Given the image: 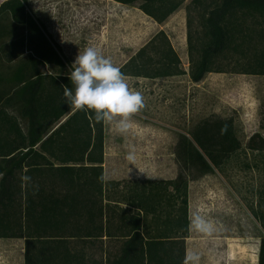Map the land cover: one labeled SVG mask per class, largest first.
I'll return each instance as SVG.
<instances>
[{
  "label": "trees",
  "instance_id": "obj_1",
  "mask_svg": "<svg viewBox=\"0 0 264 264\" xmlns=\"http://www.w3.org/2000/svg\"><path fill=\"white\" fill-rule=\"evenodd\" d=\"M115 1L161 24L186 0ZM186 12L193 82L211 72L264 75V0H191ZM67 63L28 0L0 4V238H25V264H183L189 184L232 164L252 174L251 209L264 228V122L244 143L234 117L212 114L179 134L176 177L101 180L105 123L65 103ZM120 70L152 79L186 74L164 29ZM105 235L122 239L120 247L97 246Z\"/></svg>",
  "mask_w": 264,
  "mask_h": 264
},
{
  "label": "rangeland",
  "instance_id": "obj_2",
  "mask_svg": "<svg viewBox=\"0 0 264 264\" xmlns=\"http://www.w3.org/2000/svg\"><path fill=\"white\" fill-rule=\"evenodd\" d=\"M190 1L160 24L137 6L115 0H28V9L45 24L68 58L70 72L75 57L88 46L96 47L120 68L161 29L181 57L186 74L156 79L125 76L129 88L142 93L145 107L131 116L132 127L126 132L116 131L114 123L104 124L105 178L177 175L179 134L212 114L234 117L244 143L253 130H261L264 75L211 72L200 82L190 79L186 12ZM194 20L197 27V13ZM246 116L253 126L247 127ZM130 150H134V161L127 159ZM256 187L252 174L235 164L225 174L216 171L190 182L189 219L199 214L216 228L209 235L190 227L186 248L199 254L198 264H258L264 228L251 209L257 204ZM13 242V250L19 253L20 245ZM2 243L0 264H21L18 254L7 256L10 248L3 250L7 245Z\"/></svg>",
  "mask_w": 264,
  "mask_h": 264
},
{
  "label": "clouds",
  "instance_id": "obj_3",
  "mask_svg": "<svg viewBox=\"0 0 264 264\" xmlns=\"http://www.w3.org/2000/svg\"><path fill=\"white\" fill-rule=\"evenodd\" d=\"M71 68L68 75L71 87H63L65 103L76 110L94 111L97 122L114 123L118 132L129 130L132 127L131 116L142 110L145 103L140 91L129 88L120 68L93 46L79 52ZM127 159L134 161V150L129 151ZM100 179L104 180L105 176L102 174ZM190 227L209 235L216 230L211 221L195 213L190 218ZM199 259L198 253L189 251L183 264H198Z\"/></svg>",
  "mask_w": 264,
  "mask_h": 264
},
{
  "label": "crops",
  "instance_id": "obj_4",
  "mask_svg": "<svg viewBox=\"0 0 264 264\" xmlns=\"http://www.w3.org/2000/svg\"><path fill=\"white\" fill-rule=\"evenodd\" d=\"M4 0H0V4L3 2ZM248 117L249 116H246V124H247V127H251L253 126V124H250L248 122ZM258 127V126H256ZM257 130H253V132H255ZM251 133V134H252ZM104 165H105V162H104ZM176 174L174 175H169V176H161V177H156V176H149L147 178H150V179H171V178H174ZM105 176V175H104ZM106 180H116V178H105ZM138 179V178H136ZM141 179H144V178H141ZM116 234V233H115ZM121 240L122 239H118L117 236H107L105 235L103 237V239H99V240H95V243L97 246H103V248H110V249H116V248H119L120 247V243H121ZM3 241L2 244H5L7 246H4L3 247V250H6L8 247L10 248L7 252V256L9 257H12L13 254H18V257L20 258V262L21 264H25V238H0V242ZM13 241H16L19 245H20V251L19 253H17V251H14L13 248H12V245L14 244ZM20 254V255H19Z\"/></svg>",
  "mask_w": 264,
  "mask_h": 264
}]
</instances>
